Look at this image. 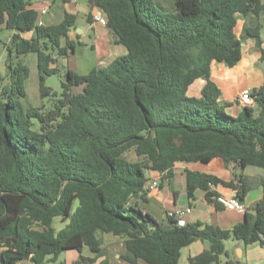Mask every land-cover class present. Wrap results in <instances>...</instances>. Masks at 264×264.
Segmentation results:
<instances>
[{
    "label": "trees",
    "instance_id": "trees-1",
    "mask_svg": "<svg viewBox=\"0 0 264 264\" xmlns=\"http://www.w3.org/2000/svg\"><path fill=\"white\" fill-rule=\"evenodd\" d=\"M32 1L0 0V31H11L0 89V264H67L58 262L63 252L76 253L70 264H95L101 234L122 238L120 257L128 264H177L180 249L198 239L209 247L188 264H221L229 238L264 246V193L254 214L245 212L230 229L180 225L169 215L158 221L138 204L149 172L164 180L177 161L220 157L227 166L264 169V83L251 92L258 113L249 103L232 116L210 80L212 61L240 60L236 15L258 17L261 0H93L126 53L86 74L66 69L59 95L44 81L58 72L57 57L74 47L67 33L76 15L38 25ZM28 31L31 37H23ZM243 34L260 42L255 27ZM28 54L36 60L41 99L54 97L39 106L27 97L30 66L21 57ZM201 77V96L188 95ZM233 177L238 183L186 170L187 195L201 189L218 204L211 185L222 184L243 199L250 187L241 173ZM56 218L66 221L60 229Z\"/></svg>",
    "mask_w": 264,
    "mask_h": 264
},
{
    "label": "crops",
    "instance_id": "crops-1",
    "mask_svg": "<svg viewBox=\"0 0 264 264\" xmlns=\"http://www.w3.org/2000/svg\"><path fill=\"white\" fill-rule=\"evenodd\" d=\"M261 2L264 4V0ZM92 4L93 0H61L60 2L58 0H33L30 5L38 12V18L45 26L59 23L65 12L76 15L75 25L70 27L67 33V39L74 43V47L68 48L67 56H58L56 60V65L62 66L64 70L69 68L78 74H86L93 68L108 65L116 57L126 53V48L119 42L116 34L107 25L100 24L93 19L92 13L96 8ZM43 7L47 10L41 14L39 12ZM236 18L235 32L238 37H243L240 60L232 66L215 60L210 64V80L220 91L217 102L232 116H237L242 112L244 105L238 99L242 89L248 88L252 92L264 83V54L261 50L264 47V9L258 17L238 13ZM246 26L259 30V43L254 37L244 36L243 28ZM0 33L5 34L4 40L0 39L3 45L0 48V72L4 70L5 75L0 85L1 89L7 84L5 42L9 40L11 31L3 30ZM32 34V31H28L22 36L28 38ZM57 54L54 53V56ZM27 56L28 65L31 63L32 66H36L35 57L30 54L25 57ZM205 83V78L195 79L187 88L188 95L200 97ZM250 105L257 114L259 107L253 97ZM186 170L211 174L223 181L234 180V183H238V180L233 177V172L241 173L245 184L250 187L243 198L245 210L240 212L226 209L220 204L210 202L205 197V191L201 189H196L193 196H188L185 181ZM161 175L157 171L149 172V180L159 179L161 186L148 190L146 199L138 201L139 206L158 221L165 220L168 212L183 210L182 215L177 218H180L184 224L200 221L222 229H230L244 221L245 212L254 214L253 205L264 193L263 168L253 165L242 169L235 168L233 165L227 166L220 157H214L208 162L177 161L172 166L170 177L162 180ZM211 189L217 195L228 197L236 195L234 189L222 184L211 186ZM208 247L207 241L199 239L183 246L180 249L177 264H188L190 256L197 255ZM224 248L226 255L221 257V264H228V260H231L233 264H264V246L258 241L246 244L242 240L229 238L224 241ZM138 264L148 263L139 260Z\"/></svg>",
    "mask_w": 264,
    "mask_h": 264
},
{
    "label": "rangeland",
    "instance_id": "rangeland-1",
    "mask_svg": "<svg viewBox=\"0 0 264 264\" xmlns=\"http://www.w3.org/2000/svg\"><path fill=\"white\" fill-rule=\"evenodd\" d=\"M59 2L61 0H58ZM165 2H168V0H165ZM5 34L7 32L5 31ZM5 34L0 33V39L2 41L4 40L3 37ZM6 43H8V40H6ZM3 45L0 43V48H2ZM32 55V54H30ZM58 56V54H57ZM27 57H21L23 61L26 63H29V60H27ZM33 58V57H32ZM30 74L26 81V91H27V97L28 101L31 102L34 105H41L42 102H48V100L53 99L54 97H48L45 99H41L40 93H39V80H38V71L36 66H32L30 63ZM4 69V67H2ZM64 73L65 70L62 68V66H59V70L57 73L49 75L45 78L44 84L48 87H51L54 91L59 93L61 92V81L64 80ZM4 70L0 72V85L2 84V81H4ZM6 81V80H5ZM81 88H75V90H80ZM127 156L131 159L135 158L133 150L129 151L127 153ZM66 224V221H62L60 218H56L54 220V226L56 229H60ZM102 238V244L101 248L103 250L102 256L99 257L95 264H99V262H104V264H127V262L120 257V254H123L125 252L123 244H122V238L118 236H114L112 234H101ZM74 252H68V253H61L60 257L58 258V262L65 259L67 264L71 263V260L75 257Z\"/></svg>",
    "mask_w": 264,
    "mask_h": 264
},
{
    "label": "built area",
    "instance_id": "built-area-1",
    "mask_svg": "<svg viewBox=\"0 0 264 264\" xmlns=\"http://www.w3.org/2000/svg\"><path fill=\"white\" fill-rule=\"evenodd\" d=\"M47 10L46 7H43L39 13L43 14L45 13ZM92 17L93 19L103 25H106L107 23V19L106 16L104 14V12L100 9H96L93 13H92ZM37 24L38 25H43V22L41 21V19H37ZM238 99L240 100V102L245 105V104H249L252 101V96H251V91L248 88H244L242 89V91L240 92V94L238 95ZM159 186V179H150L148 180V182L146 183V188L147 189H154L157 188ZM212 186V185H211ZM216 201L218 204L222 205L223 207H225L226 209H233V210H237L240 212H243L245 210L243 204L239 203V198L236 195H232V196H224V195H217L215 197ZM189 209H187L188 211ZM183 213V210H178L176 212H168L169 216H174L177 218V216H181ZM178 223L180 225H183V221L180 218H177ZM21 264V263H19ZM29 264H33L32 262Z\"/></svg>",
    "mask_w": 264,
    "mask_h": 264
},
{
    "label": "water",
    "instance_id": "water-1",
    "mask_svg": "<svg viewBox=\"0 0 264 264\" xmlns=\"http://www.w3.org/2000/svg\"><path fill=\"white\" fill-rule=\"evenodd\" d=\"M56 53H58V50L55 51V54H56ZM239 203H240V204H243V203H244V200L239 198Z\"/></svg>",
    "mask_w": 264,
    "mask_h": 264
}]
</instances>
